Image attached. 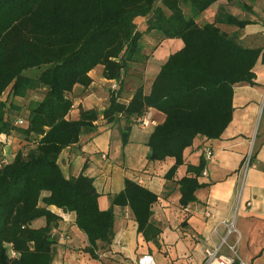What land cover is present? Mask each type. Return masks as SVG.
I'll return each mask as SVG.
<instances>
[{"label":"trees","instance_id":"1","mask_svg":"<svg viewBox=\"0 0 264 264\" xmlns=\"http://www.w3.org/2000/svg\"><path fill=\"white\" fill-rule=\"evenodd\" d=\"M217 1L0 0V264L53 263V232L61 218L50 207L75 214L74 225L87 239L83 251L93 259H98L99 242L112 243L114 206L129 207L137 232L158 244L161 230L150 221L155 193L125 178L123 190L111 196V207L102 211L93 179L83 173L66 179L57 160L83 135L94 133L99 120L111 124L123 119L121 142L126 146L132 126L149 109L165 119L149 135L146 145L152 155L147 158L174 159L165 175L168 181L184 164L183 153L196 137L219 139L232 121L234 88L256 85L255 66L264 64V48L243 47L222 32L218 25L242 29L251 24L224 8L212 23H198ZM225 1L232 5L238 0ZM137 18H146V33L183 44L160 67L148 92L144 69L149 55L143 54ZM130 64L143 68L131 97L123 102L129 92L123 90V75ZM96 69L116 81L117 90H110L102 111L79 107L72 118L69 95L76 85L89 87V74ZM8 89L19 98L45 90L29 109L24 126L6 118L1 97ZM12 134L28 146L13 149L3 163ZM205 165L203 157L198 165H187L186 175L176 182L182 208L196 202V191L206 187L198 181Z\"/></svg>","mask_w":264,"mask_h":264},{"label":"crops","instance_id":"2","mask_svg":"<svg viewBox=\"0 0 264 264\" xmlns=\"http://www.w3.org/2000/svg\"><path fill=\"white\" fill-rule=\"evenodd\" d=\"M236 3L228 5L225 0H219L197 21L212 23L219 9L224 8L241 20H250L251 24L242 29L218 25L221 31L235 37L243 47L264 48V0ZM237 5L241 15L230 11ZM241 6L250 7L252 12ZM208 12L214 14L205 21ZM164 41L161 39L157 46ZM147 62L144 69L146 92L157 75L146 78ZM164 62L157 67L158 71ZM255 72L256 85L234 88L232 121L222 136L216 140L196 137L192 146L184 151V164L178 167L171 181L165 175L174 159L149 161L147 158L149 135L165 119L154 109L146 113L150 123L145 129L139 125L140 119L132 126L124 147L121 142L124 120L121 119L111 124L99 120L94 133L83 135L78 144L64 149L57 160L62 174L66 179L80 173L92 178L102 211L111 207L110 197L123 190L125 178L155 193L158 200L152 205L150 221L160 228L161 233L158 244L145 241L137 232L130 208L114 206L112 243L105 246L99 242L98 259H93L83 251L87 239L74 225L75 214L50 207L61 218L53 232L58 244L52 264H136L144 254L152 255L156 264H203L204 251L219 246L224 255H230V247H234L238 260L244 264H264V64L258 62ZM89 75L93 80L91 85L87 88L76 85L69 95L73 101L72 118L77 115L79 107L99 112L107 107L110 80L103 77L101 69L93 70ZM106 86L109 89L107 96L103 92ZM132 90L124 93L123 102L131 97ZM11 146L8 144L6 148ZM207 149L210 150L209 158ZM202 157L206 161L203 171L207 175L201 174L198 181L206 187L196 191V202L182 208L176 182L186 175L187 165H198ZM62 242L67 247L62 248L59 245Z\"/></svg>","mask_w":264,"mask_h":264},{"label":"rangeland","instance_id":"3","mask_svg":"<svg viewBox=\"0 0 264 264\" xmlns=\"http://www.w3.org/2000/svg\"><path fill=\"white\" fill-rule=\"evenodd\" d=\"M238 5H240L242 2H248V0H238L237 1ZM233 6L230 11L232 12H238L239 15H241L240 11L238 10L239 6ZM214 10V8H213ZM214 12H208L207 16L204 17L205 21L208 19L212 18ZM137 30L140 32H143V38H142V49H143V54L144 55H149L153 53V51L158 47L157 45L160 43L159 41L161 40V36L156 33V32H150L146 33V18H137L135 20ZM182 46L180 40H165L154 52L153 56L149 58L147 62V67L145 71V76L146 78H151L154 75L157 74V67L161 65L167 57H169L173 52L177 51L180 47ZM142 66L141 65H135V64H130L128 70L124 73L123 75V90H127V92L134 88L140 80V74L139 71H142ZM107 87V88H106ZM105 89H103V92L106 94L109 93L108 86H106ZM9 89L3 94L1 97V100L5 101L6 107H5V115L6 118L10 121H15V120H22L23 123L19 126H24L25 119L28 116L29 109L37 102L41 101L45 90L40 89L37 91H29L27 92L26 96L24 98H19V97H12L11 95L8 94ZM78 96L77 98H79ZM75 108L74 110H76ZM77 113V112H76ZM76 113L74 115H76ZM261 118V114H260ZM264 117L262 116V120ZM261 129V127H260ZM9 145L11 144L12 146L8 148H5L4 153L6 154L7 157L10 158L11 153L9 151L15 150V148H26V143L25 141L20 138L19 135L17 134H12V136H9ZM4 138V137H0ZM22 140V141H21ZM65 240H67V235L64 236ZM58 241V239L56 238ZM58 244V242H57ZM59 245L62 246V248H65L67 246L66 243L62 242Z\"/></svg>","mask_w":264,"mask_h":264},{"label":"built area","instance_id":"4","mask_svg":"<svg viewBox=\"0 0 264 264\" xmlns=\"http://www.w3.org/2000/svg\"><path fill=\"white\" fill-rule=\"evenodd\" d=\"M117 86H118V83L116 81L114 80L110 81V90L116 91ZM149 123H150V118L148 114H146L143 118L139 120V125L141 126L142 129H145L149 125ZM16 124L21 125L22 120L17 121ZM206 156L207 158L211 156L210 150L208 149L206 151ZM8 159L9 158L5 154V158L2 162L6 163ZM247 166H248V162H247ZM206 175L207 173L203 171L202 176H206ZM230 251H231L230 255H224L220 253V246L217 248L206 249L204 251L205 259H204L203 264H244L243 262L238 260L234 247H230ZM12 255L14 256L15 254L12 253ZM136 264H156V262L152 255L144 254L138 258Z\"/></svg>","mask_w":264,"mask_h":264},{"label":"water","instance_id":"5","mask_svg":"<svg viewBox=\"0 0 264 264\" xmlns=\"http://www.w3.org/2000/svg\"><path fill=\"white\" fill-rule=\"evenodd\" d=\"M149 155H152V151H149Z\"/></svg>","mask_w":264,"mask_h":264}]
</instances>
